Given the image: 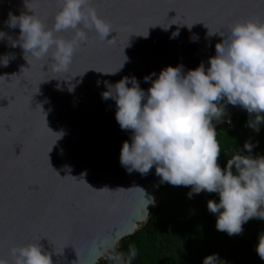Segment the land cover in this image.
Masks as SVG:
<instances>
[{
  "label": "water",
  "instance_id": "water-1",
  "mask_svg": "<svg viewBox=\"0 0 264 264\" xmlns=\"http://www.w3.org/2000/svg\"><path fill=\"white\" fill-rule=\"evenodd\" d=\"M90 6L112 33L101 40L85 29L88 39L67 71L0 40V58L9 57L7 67L0 65V258L10 262L13 247L40 243L53 264H99L112 249L97 246L115 240L117 248L157 205L163 183L155 167L141 175L120 163L131 130L120 128L115 101L102 99L104 81L135 76L147 91L144 77L155 73L154 80L168 66L183 65L185 73L209 67L222 39L213 33L264 22V0H91ZM29 7L52 28L58 0H31ZM9 13L31 12L24 0H0V31L17 39L19 28L5 23ZM57 35L71 40L74 31ZM126 57L116 74H104ZM239 108L227 104L214 127Z\"/></svg>",
  "mask_w": 264,
  "mask_h": 264
},
{
  "label": "clouds",
  "instance_id": "clouds-1",
  "mask_svg": "<svg viewBox=\"0 0 264 264\" xmlns=\"http://www.w3.org/2000/svg\"><path fill=\"white\" fill-rule=\"evenodd\" d=\"M30 2L24 0L31 14L9 13L5 21L9 28H19V37L12 39L0 31V40L7 38L12 47L22 48L24 57L49 58L57 72L69 69L77 48L88 39L85 29L101 40L112 33V26L90 6L91 0H58L60 7L50 29L29 7ZM70 29L74 31L71 40L58 37ZM213 34L222 39L215 45L209 67L202 63L185 73L183 65L168 66L154 80L155 73L144 77L146 83L151 82L147 91L135 76H125L115 84L104 81L107 90L101 95L105 101H115L120 128L131 130V142L125 141L121 148V165L129 173L141 175L155 167L161 183L190 186V199L201 192L218 194L219 201L209 200L207 208L216 216L217 230L232 236L242 234L250 219L264 220V156L254 157L257 145L245 142L243 150L237 149L222 167L212 122L219 121L231 104L247 111L252 117L247 126L255 132L264 124V22H237L227 34ZM178 35L173 33L172 38ZM126 60L117 71L101 73L116 74ZM8 63V56L0 58V65L7 67ZM100 83L98 80L97 85ZM116 243L101 242L97 251L112 249L108 258L113 264H131L137 255L135 247L130 245L127 254L115 252ZM256 252L264 260V233ZM11 256V262L0 258V264H53L52 253L44 251L40 243L13 247ZM203 264L225 262L213 254Z\"/></svg>",
  "mask_w": 264,
  "mask_h": 264
},
{
  "label": "trees",
  "instance_id": "trees-1",
  "mask_svg": "<svg viewBox=\"0 0 264 264\" xmlns=\"http://www.w3.org/2000/svg\"><path fill=\"white\" fill-rule=\"evenodd\" d=\"M250 118L240 107L230 118L231 124L215 127L222 167L237 149L243 150L245 142L257 145L252 151L254 157L264 156V124L257 133L247 126ZM190 191V186L163 183L146 223L122 239L114 251L127 254L129 246H134L137 255L131 264H203L213 254L225 264H264L256 252L264 220L250 219L243 225L242 234L229 236L217 230L216 216L207 208L209 200L219 201L218 194L201 192L190 199ZM112 251L99 264H113L108 258Z\"/></svg>",
  "mask_w": 264,
  "mask_h": 264
}]
</instances>
